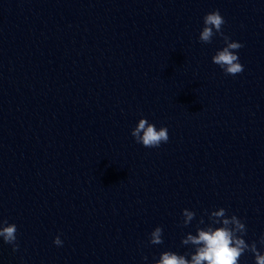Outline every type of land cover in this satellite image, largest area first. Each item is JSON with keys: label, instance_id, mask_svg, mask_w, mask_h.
Here are the masks:
<instances>
[{"label": "water", "instance_id": "1", "mask_svg": "<svg viewBox=\"0 0 264 264\" xmlns=\"http://www.w3.org/2000/svg\"><path fill=\"white\" fill-rule=\"evenodd\" d=\"M214 10L243 45L235 76L212 62L223 37L199 40ZM141 118L167 143H137ZM219 208L264 252V0H0V221L18 245L0 237V264H154L194 251L182 239Z\"/></svg>", "mask_w": 264, "mask_h": 264}, {"label": "clouds", "instance_id": "2", "mask_svg": "<svg viewBox=\"0 0 264 264\" xmlns=\"http://www.w3.org/2000/svg\"><path fill=\"white\" fill-rule=\"evenodd\" d=\"M225 24L223 16L219 10L207 13L203 17V28L199 34L202 43H211L212 38L219 34L223 37L225 46L216 51L212 57V62L218 65L226 75H237L244 71V66L239 62L237 50L243 47L239 42L231 41L222 32ZM132 137L137 143L146 148H158L162 143H167L168 129H159L146 118H141L132 129ZM227 210L219 208L208 214L210 223L205 224L203 218L200 219L196 234L188 233L181 241L182 245L193 246L194 251L181 255L173 251H164L154 264H240V258L250 252L254 256L255 264H264V252L257 248L256 242L247 243L243 238L247 229L245 224L236 215L228 216ZM195 212L184 209L182 212L183 225H189L195 218ZM17 227L7 220L0 221V237L4 243L13 245V251L17 250ZM163 229L156 227L150 233L149 243L159 245L163 243ZM260 244L264 245V235L260 237ZM53 243L61 246L63 241L57 235ZM190 257V258H188ZM144 259H147L145 257Z\"/></svg>", "mask_w": 264, "mask_h": 264}]
</instances>
